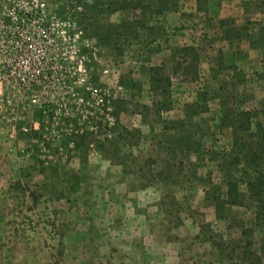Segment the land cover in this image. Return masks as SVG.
<instances>
[{"label":"rangeland","instance_id":"obj_1","mask_svg":"<svg viewBox=\"0 0 264 264\" xmlns=\"http://www.w3.org/2000/svg\"><path fill=\"white\" fill-rule=\"evenodd\" d=\"M180 1H186V8L189 9L188 0ZM88 2L89 0H46L50 13L65 26L70 22L68 29L72 27L81 32L77 56L83 66L79 72L75 71L73 76L63 79L57 87V92L51 93L54 99L36 103L20 102L0 86V128L5 136L4 144L17 148L18 155L27 157L29 162L33 158L32 160L41 161L45 167H50L49 169L54 166L59 168L57 177L51 174L53 169H46V175H36L25 181L29 188L42 193L47 199L37 206L40 214L38 221L42 224L38 231L41 240L38 239L35 229L20 228L21 240H0V264H134L133 259L142 257L141 246H136L127 256H123L119 246L124 240H72L70 243V240H63V237L68 236L77 225H80L78 229L81 230L88 226L91 235L97 231L89 217L93 214L86 215L83 209L95 208L105 197L113 202L109 189H116L120 185L119 189L132 191L147 184V177L144 179L145 175L142 176L141 172L139 174L135 168L134 171L141 178L139 180L138 177L125 176L123 172L121 174L123 169L109 164L97 149L99 144H107L106 141L113 140L116 135L113 133L117 127L114 121V102H126L125 111L123 109L118 116L119 124L128 130L138 129L143 134L139 145L128 157H133L139 163L150 157L165 158L162 150L156 145L164 139L165 133H160L162 125L157 123L153 112L145 115L141 106H151L154 100V95L148 89V68L164 65L165 74L170 77L173 72L171 59L174 58L169 51L177 47L168 42L174 35L166 30L165 37L150 48L144 49L138 45L126 52L122 59L113 58L99 47L95 40L89 39L82 29L81 15ZM183 8L185 6L179 10H184ZM126 18L127 14L119 12L112 15L110 21L115 23ZM199 38L196 36V39ZM192 39L190 37L187 40ZM156 45H159L158 52ZM208 57L202 55L203 59L209 60ZM204 68L206 67H203V72H206ZM102 70H107V73H102ZM120 79L124 84L122 87L118 86ZM131 81H135L140 87L131 89ZM208 87L203 80L194 83L188 82L182 76L173 79L170 88L173 109L161 116L162 119L179 120L185 124L191 122L188 129L190 134L204 146L201 161L198 160L200 163H188L185 166L184 188L174 185L154 186L157 189L155 196L159 197L160 194V199L163 200L162 218L167 221L169 227L175 228L176 221L183 218L185 221L194 220L200 228L195 240H182L184 247L182 249L181 246L178 262H173V254V257L162 261V264H241L239 261H229L221 257L219 253L220 250L229 253L231 249L241 247L246 239L241 231L251 227L253 222L254 211L249 203L246 207L227 209L223 220H213V208L203 200V190L207 183L211 180L216 184L220 180L216 169L219 155L229 150L230 135L226 129L219 126L220 117L226 111L238 110L235 107H219L221 103L229 105L226 95L223 96L226 99L223 102H211L215 96H211ZM98 94H102L104 108L97 100ZM230 103L237 106L232 99ZM258 117L264 126V114ZM23 129L29 130L28 133H24ZM33 129H37L39 138L25 139L24 136L29 135ZM76 142H83L82 149L89 148L86 163L80 162L78 155H81L82 151L74 149ZM188 160L193 161L191 157ZM126 165L128 168L129 165ZM73 174L78 177V181L71 178ZM17 183L12 181V188L18 189ZM66 185L76 187V193L72 194L74 197L66 193ZM18 198L23 201V196ZM154 199L151 197L148 204L153 205ZM61 202H66L69 214L63 212ZM22 206L24 209L28 205ZM151 211L153 212V209ZM27 213L21 214L22 216L13 215L14 220L22 217L21 223L31 227L33 221ZM186 227H182L183 237H193V231ZM108 233L112 234L111 231ZM56 234L60 237L59 240H56ZM28 237L33 240H27ZM251 240L257 249L264 243V230H255ZM215 244H222V248L217 249ZM10 256L12 261L9 260ZM159 257L164 255H159L158 259L153 257L155 259L151 264H161ZM15 259L18 261L13 262Z\"/></svg>","mask_w":264,"mask_h":264},{"label":"crops","instance_id":"obj_2","mask_svg":"<svg viewBox=\"0 0 264 264\" xmlns=\"http://www.w3.org/2000/svg\"><path fill=\"white\" fill-rule=\"evenodd\" d=\"M185 2H179L180 8L178 7V12L168 13L164 16L165 31L167 30V33L171 32L174 35L172 40L168 42H172L175 44L174 47L177 48L193 47L195 49L199 60L197 64V80L194 83H199V81L203 80V83L209 86L208 90L211 92V96H215L211 99V102L213 100L215 102H223L226 100L223 96L226 95L228 97L226 101H229L230 106L221 103L219 107L223 109L235 107L238 110H229V112L234 114L241 111H251L255 116V122L259 123L264 129L263 124L258 120V116L264 114V0H209L206 14L197 11L194 0L187 1L189 9L186 8ZM183 6H185L183 8L184 10H179ZM222 20L232 22L233 28L239 32V35L237 34L234 39L229 40L223 38L226 28L219 26V22ZM196 36L200 38L196 39ZM190 37L193 39L188 41L187 39ZM203 39L204 41L201 42ZM158 46L156 45L157 52L159 49ZM173 51L174 48L169 51L171 56H173ZM203 54L207 57L209 56V60L203 59ZM171 63L172 68L174 66V60L171 59ZM159 66L164 67V65ZM204 66L206 67V69L204 68L206 72H203ZM150 68H148L147 74L148 84ZM180 76L181 72L176 75L172 72L170 76L171 82ZM148 89L150 90V86ZM231 99L235 104L237 103V106H233L230 103ZM168 113H163L161 116ZM218 114L220 113L218 112ZM190 124L191 122L185 124V129L187 130L185 133H191L188 130L191 127ZM226 131L230 135V149L231 132L229 129H226ZM162 132L165 133L163 129H161L160 133ZM4 138L5 136H3L2 129L0 128V240H21L20 228L26 230L35 229L38 239L41 240L38 231H40L39 228L42 224L38 221L40 214L37 206L40 202L43 200L46 201L47 199L42 193L35 192V190L29 188L25 181L34 178L36 175H46L45 171L50 167H45V164L39 160L34 161L31 158L29 162L27 157L19 156L17 148H11L9 144H4ZM161 141H158L156 145L162 150L165 158L150 157L142 160L144 162L140 163L133 157H128L122 162L123 164L114 165L111 164V161L105 154L98 150L108 160L109 164L123 169L121 174L123 172L125 176L137 178V172L139 174L141 172L142 176L145 175L143 178L145 179L147 177L146 181L151 182H146L147 184L132 191L119 189L120 185L116 189H109V196L112 197L113 202H110L105 197L101 204H97L95 208L91 210L88 208L83 209L86 215L93 214V216L89 217L92 225L97 227V231L91 235L88 231V226L85 230H81L78 229L80 225H77L68 236L63 237V240H70V243L72 240H124V242H121V246H119L120 253L122 252L123 256H127L128 252H131L136 246L143 248L141 259H133L134 264H151L155 259L153 257L158 259L159 255H164V257H159L162 264L164 263L162 261L167 257H173V254V262H178L177 257H179L180 251L184 247L182 240H195L199 235V224L194 220L185 221L183 218H179L176 221L177 225L175 228L169 227L167 221L162 218L164 215L162 208L163 200L160 199V194L159 197L155 196L154 192L157 189L154 186L167 187L168 185H174L184 188L185 166L188 163L195 165L200 163L199 161H201L204 146L197 140L201 143L203 151L199 156H189L188 159L190 157L193 159L191 161L179 155L175 157L167 155L168 157H166V144L164 141ZM132 150L131 153L133 152ZM126 164L129 165L128 168H126ZM179 164H182V166ZM167 165L173 167L168 169L166 168ZM134 168L137 172L134 171ZM49 170H52L51 174H53V177H57L59 173L57 166ZM180 170L183 173L178 174ZM75 174L71 175V178L73 177L75 181H78V177ZM12 181L18 182V189L12 188ZM210 182L213 183L211 180ZM208 188L207 183L203 190V195H205ZM66 191L68 195L72 196V194L76 193V187L66 185ZM103 193L107 194L105 192ZM19 196H23L22 202L18 198ZM149 197L150 199L151 197L153 199L155 198L153 205L148 204ZM61 204L62 209H64L63 212L69 214V208L66 202H61ZM22 205L28 206L23 209ZM152 209L153 212L151 211ZM226 211L228 210L226 209ZM26 212H28V216L33 221L31 227L28 224L26 226L21 223L22 217L14 220L13 215L22 216L21 214H26ZM212 218L213 220L216 219L215 215ZM163 222L165 225H162ZM182 227L193 231V237L187 235L183 237ZM100 229L102 230L100 231ZM109 231L112 234H109ZM43 238L48 240L45 236ZM59 238L58 234H56V240H59ZM27 240L33 239L28 237ZM128 241L130 244H126ZM169 253L170 255H168ZM10 257L9 260L11 259L12 261V256ZM16 261L18 259H15L13 262Z\"/></svg>","mask_w":264,"mask_h":264},{"label":"trees","instance_id":"obj_3","mask_svg":"<svg viewBox=\"0 0 264 264\" xmlns=\"http://www.w3.org/2000/svg\"><path fill=\"white\" fill-rule=\"evenodd\" d=\"M198 12L204 14L208 10L209 0H194ZM180 0H89V4L83 7L81 26L89 39L97 42V45L106 50L109 55L119 60L133 47L140 46L144 49L161 41L165 37L164 16L168 13L178 12ZM125 13L128 18L118 22H111L110 17L116 13ZM131 15V16H130ZM219 26L226 28L223 38L234 39L239 32L233 28L230 21H220ZM173 72L185 80L196 81L198 72V54L193 47L175 48L173 51ZM117 63V61H116ZM124 84L119 80V87ZM149 86L154 95L151 106H141L146 114L153 112L157 117V123L162 125L165 131L164 143L166 154L171 157L180 156L188 159L189 156H199L203 147L193 135L187 132L184 122L166 121L161 114L172 111L171 78L165 74L163 66L149 69ZM140 86L131 81L130 88ZM115 104V128L116 135L113 140H107V144L98 145V150L105 154L111 164L121 165L128 158L131 150L142 139L139 130H128L118 122V116L126 109V102L117 100ZM219 126L229 129L231 132V145L227 152L219 155L216 169L220 175L218 183L208 182V190L204 195V201L213 207L215 218L223 220L226 209L231 207H246L247 203L254 211V218L249 228H243V240L241 247L231 249L229 253L220 250L222 244H215L221 251L219 256L229 261H239L241 264H264V243L254 248L251 240L255 230H264V129L255 122V116L251 111L231 113L226 111L219 120ZM254 125V127H253ZM39 138V132L33 130L25 139ZM77 143L74 147L82 151L78 157L81 163H86L89 148H81ZM123 164V163H122ZM182 166V164H179ZM193 165V164H191ZM173 166L167 165L171 169ZM45 169V168H43ZM180 169V167H179ZM179 173H183L181 170ZM151 181H148L149 183Z\"/></svg>","mask_w":264,"mask_h":264},{"label":"built area","instance_id":"obj_4","mask_svg":"<svg viewBox=\"0 0 264 264\" xmlns=\"http://www.w3.org/2000/svg\"><path fill=\"white\" fill-rule=\"evenodd\" d=\"M67 26L49 12L46 0H0V86L13 98L52 100L63 79L79 72L81 32ZM97 100L104 108L102 94Z\"/></svg>","mask_w":264,"mask_h":264}]
</instances>
